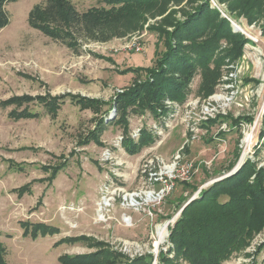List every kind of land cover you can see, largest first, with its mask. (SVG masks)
Returning <instances> with one entry per match:
<instances>
[{
  "label": "rangeland",
  "instance_id": "374dc122",
  "mask_svg": "<svg viewBox=\"0 0 264 264\" xmlns=\"http://www.w3.org/2000/svg\"><path fill=\"white\" fill-rule=\"evenodd\" d=\"M41 1L6 4L9 22L0 29V101L20 95L47 100L63 95L65 101L53 115L36 99L20 107L0 106V244L5 263L63 264V255L102 249L103 264H122L124 257L157 264L161 252L173 247L169 226L185 205L245 165L264 168V0L157 2L142 13L144 20L111 17L105 38L89 40L70 35L54 39L32 27L30 10ZM70 1L80 13L105 11L114 4ZM203 2L217 13L212 26L224 18L222 30L230 27L231 32L220 37L208 78L198 66L186 98L166 102L171 109L167 116L146 110L100 130L97 118L116 94L146 76L127 68L153 65L155 49L161 55L168 47L162 30L172 31ZM212 26L197 39L210 37ZM132 42L140 50L130 47ZM238 48V56L217 63L218 56ZM215 70L210 91L207 84ZM15 110L32 115L18 117ZM107 113L111 119L116 114L115 109ZM143 130L154 140L129 150L124 138L136 142ZM227 196L221 194L215 202ZM167 221L165 239L156 247V228ZM34 224L45 231H30ZM261 244L264 221L223 263L250 264L254 257L264 264V246L256 252ZM181 263L188 264L176 257L174 264Z\"/></svg>",
  "mask_w": 264,
  "mask_h": 264
},
{
  "label": "trees",
  "instance_id": "16d2710c",
  "mask_svg": "<svg viewBox=\"0 0 264 264\" xmlns=\"http://www.w3.org/2000/svg\"><path fill=\"white\" fill-rule=\"evenodd\" d=\"M10 1L14 0H0V29L9 22L6 4ZM108 1L114 4L111 8L104 9L105 11L80 13L70 0H42L30 10L29 24L54 39H62L68 35L73 39L85 40L100 36L105 38L102 37L103 32L107 28L110 29L113 24L111 17L119 19V22L122 19L137 16L142 17L140 18L142 20V13L146 8L151 9L157 2L168 0ZM117 2L122 4L115 8L114 5ZM214 15L216 16L217 13H211L208 4L203 2V5L197 6L184 22H177L172 31L162 30V39L168 47L161 55L157 54L155 49L153 65L139 66L137 69L133 67L134 70L127 68V71H137L138 76H140V71L148 74L146 73L144 79L134 81L131 87L116 94L114 103L107 106L102 116L99 115L100 118H97L96 124L100 130L109 123L125 122L128 114L141 113L146 110L155 113L156 116H167L171 109L166 101L186 98L187 93L190 92L189 83L196 74L198 66L205 77L212 72L209 62L212 61L215 51H218L219 39L231 34L230 27L222 30V27L227 25L224 18H221L216 27L212 26L211 21ZM209 25L212 26L211 36L198 40L197 37L203 34ZM116 34L121 33L114 32V35ZM172 39L178 42L176 46L172 43ZM183 39L187 43H184ZM238 50L239 48L230 49L227 54L218 56L217 63L219 64L226 56L231 58L238 56ZM209 70L210 72L207 73ZM215 72L218 74V70L213 71L212 77L209 78L210 82L207 84L210 91L213 88ZM47 98L40 95L12 96L0 101V106L20 107L36 99L49 114L53 115L52 112H55L58 106L65 101L62 99L63 95L53 96L50 100ZM71 99L80 101L78 95L71 96ZM112 109H115L116 114L111 119L107 117V112ZM12 114L18 117L32 115L27 110H15ZM139 137L135 142L127 136L124 138V144L129 150H135L136 147L138 149L140 145L154 140L147 130H143ZM252 174L255 175L254 178H251ZM221 194H227L228 198L222 202H215ZM263 221L264 168L255 171L253 166L245 165L235 173L204 189L198 198L191 200L183 207L175 224L172 227L169 226V240L173 247L166 252H161L157 264H174L176 257L179 256L186 259L188 264H224V259L233 251L247 244L252 230L259 228ZM39 229H42L41 226L34 224L29 230ZM263 246L264 244L259 245L256 252H259L258 249ZM4 252L0 244V264H6ZM105 257L101 249L92 253L63 255L60 261L63 264H103ZM124 258L122 264L152 263V260L145 261L143 257ZM250 264L259 263L253 257Z\"/></svg>",
  "mask_w": 264,
  "mask_h": 264
},
{
  "label": "bare ground",
  "instance_id": "6f19581e",
  "mask_svg": "<svg viewBox=\"0 0 264 264\" xmlns=\"http://www.w3.org/2000/svg\"><path fill=\"white\" fill-rule=\"evenodd\" d=\"M217 98H218V96H217ZM249 138H250V135L248 134L246 141L249 140ZM168 169L171 170L172 167L169 166ZM132 198H133V197H132ZM165 228H167V227H165L163 224L158 225L157 228H156V234H157V236H158V240L155 242V246H156V247L158 246V244H159L160 242H162V241L165 239V238H164L165 235H166V229H165Z\"/></svg>",
  "mask_w": 264,
  "mask_h": 264
},
{
  "label": "built area",
  "instance_id": "2783aa9c",
  "mask_svg": "<svg viewBox=\"0 0 264 264\" xmlns=\"http://www.w3.org/2000/svg\"><path fill=\"white\" fill-rule=\"evenodd\" d=\"M129 47V46H128ZM130 47H133V49L134 50H136V49H138V50H140V44L138 43V42H132V44L130 45ZM168 102H170L169 100H167ZM166 101V102H167ZM167 102V103H168ZM186 172H188L189 170H188V168L185 170ZM181 174V173H180ZM175 179V178H174ZM173 184H174V180L170 183V187H172L173 186Z\"/></svg>",
  "mask_w": 264,
  "mask_h": 264
},
{
  "label": "water",
  "instance_id": "95a60500",
  "mask_svg": "<svg viewBox=\"0 0 264 264\" xmlns=\"http://www.w3.org/2000/svg\"><path fill=\"white\" fill-rule=\"evenodd\" d=\"M168 223H169V222L167 221V222L164 224V226L166 227ZM152 264H156V260H154V261L152 262Z\"/></svg>",
  "mask_w": 264,
  "mask_h": 264
}]
</instances>
